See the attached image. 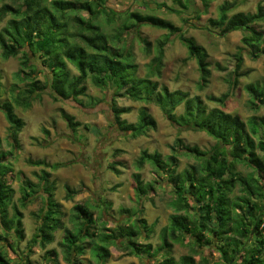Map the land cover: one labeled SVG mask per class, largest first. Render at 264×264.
Returning <instances> with one entry per match:
<instances>
[{
	"label": "trees",
	"instance_id": "obj_1",
	"mask_svg": "<svg viewBox=\"0 0 264 264\" xmlns=\"http://www.w3.org/2000/svg\"><path fill=\"white\" fill-rule=\"evenodd\" d=\"M8 1L0 6V24L5 22L0 29V56L7 60L22 55L20 69L15 75L19 82L24 83L22 90H17L15 85V90L10 92V101L0 102V112L10 126L13 140H16L24 126L15 109L30 108L32 102L42 94H47L55 102L70 101L80 104L79 97L86 96L88 82L96 88L109 91L113 125L129 132L132 138L146 135L148 129L155 128L156 122L142 111L137 124H126L119 117L128 113L129 109L116 108L114 100L154 103L178 131H203L215 141V145L207 152L199 151L184 146L183 142L177 139L170 148V155L165 158L158 152L143 151L140 155L138 169L149 163L156 172H166L168 182L173 186L176 195L171 206L177 212H184L183 215L171 216L169 226L162 232L163 243L152 257L165 250L164 260L157 264H178L171 257L172 244L167 241L168 237L181 245L188 239L192 245L201 248L203 235L208 231L211 238L214 237L217 241V250L229 256L227 264H264V117L251 116L243 121L239 116L225 112L230 92L219 97H208L207 102L216 105L209 108L199 97H189L182 91L169 92L167 88L158 89L157 84L150 80L160 74L168 36H175L186 49L189 58L195 60L200 75L199 87L203 88L211 76L206 51L192 38H186L181 30L170 22L137 12L124 11L118 14L107 8L105 0L78 2V7L68 0H51L48 3L47 0ZM174 1L180 8H186L188 3L187 0L185 3L181 0ZM200 1L207 10L214 0ZM155 7L176 12L165 4H156ZM235 7L236 3L221 4L218 7L217 19L208 20L209 28L219 30L220 36L242 31L246 33L242 38L243 44L264 55V50L260 47L264 43L263 33L254 24L264 20V9L258 6L257 13L252 16L243 13L229 15ZM82 12L86 13L87 17L79 15ZM126 13L131 24L125 21L117 33L108 35L102 25L110 26L117 17ZM141 26L154 27L168 33L167 37L157 44L156 55L144 78L136 76L138 65L134 63L132 48L123 35ZM145 52L149 53L146 48ZM235 61L230 90L236 88L239 79L243 77L239 73L242 68V56L236 54ZM70 68L76 73L73 74ZM39 75H42V81L38 79ZM245 91L251 99L252 111L264 107V88L249 84L245 86ZM180 105L183 106V112L176 115L175 110ZM63 119L72 131L79 126V123L68 115L63 114ZM88 130L98 134L97 128L91 127ZM182 157L193 162L188 164L182 173H177L179 159ZM29 164L41 168L37 175L38 183L23 182L19 205L25 208L30 198L36 194L43 203L35 215L39 225L32 238L31 248L38 245L45 249L53 244L54 233L61 230L64 236L59 247L66 264H80L78 257L84 254V240H88L86 245L95 252V255H92L97 264H106L110 256V244H115L117 239L125 236L128 242L125 248L130 250V255L137 257L149 252V245L142 247L136 243L138 233L133 229L124 230L119 227L110 231L102 227L101 232L96 234L93 213L90 208L82 205H74L72 208L75 218L74 230L66 228L62 221L61 205L54 199V184L50 181L51 172L64 167L65 164H48L39 160ZM236 165L245 166L251 169V172L241 174ZM110 169L117 173L114 167ZM10 172V162H6L0 153V241L11 239L12 242L19 243L24 239V229L21 213L11 202L15 191L7 181ZM134 180L138 200L147 198L154 190L155 183L143 185L138 174L134 175ZM236 188L241 195L232 199L230 195ZM65 189L66 200H71L74 191L69 187ZM187 195L197 203V219H191V223L187 222L190 219L188 214L192 201ZM137 222L144 230L147 229L143 219H138ZM229 234H232V237ZM251 237H254L252 242ZM243 239L251 244L241 249ZM11 241L9 247L13 250ZM142 249H145L144 252ZM191 254L195 255L197 251L191 249ZM237 257H240V261ZM43 259L45 264H59L55 250L47 251ZM179 261L181 264H193L192 256H184ZM0 264L33 263L23 258L11 260L3 251V246H0Z\"/></svg>",
	"mask_w": 264,
	"mask_h": 264
},
{
	"label": "rangeland",
	"instance_id": "obj_2",
	"mask_svg": "<svg viewBox=\"0 0 264 264\" xmlns=\"http://www.w3.org/2000/svg\"><path fill=\"white\" fill-rule=\"evenodd\" d=\"M49 1L51 0H47V3ZM68 1L73 2L75 7H78V2H90L88 0ZM181 1L184 3L188 1L186 8H180L174 0H139L136 1L137 3L133 0H107L106 6L118 14L128 11L127 13L137 12L164 19L179 28L186 38H192L206 51L211 76L203 88H200V75L195 60L189 58L186 49L175 36H168L169 41L164 48L160 74L150 78L157 84L158 89L167 88L169 92L182 91L189 97H199L209 108L216 107V105L207 102L208 97H219L230 92L225 112L237 115L243 121L251 116L264 117V107H260L257 111L251 110V99L245 91V86L249 84L264 88V55L243 44L242 38L246 33L234 31L220 36L219 30L210 29L208 23L209 19H217L218 7L224 2L236 3V7L229 15L243 13L246 16H252L257 13L258 6L264 9V0H214L207 10L200 0ZM8 2V0H0V6ZM156 4H165L166 7L176 12H170L166 8L157 9ZM127 13L117 17L110 26L102 25L106 28L108 35L117 33L125 21L131 24ZM79 15L87 17V14L83 12ZM4 23L0 24V29ZM254 24L260 28L264 39V20ZM123 35L132 48L134 63L138 65L136 76L146 77L149 65L156 55V46L167 37V31L141 26ZM260 47L264 50V43ZM145 48L149 51L148 54ZM236 54L242 56V68L239 73L243 77L239 79L236 88L230 90ZM21 57L22 55L19 54L15 58L4 60L0 56L1 103L10 101V92L15 90V85L17 90L24 88V83L19 82L15 75L20 69ZM70 69L73 74L76 73L74 69ZM38 79L42 81V75H39ZM86 88V96L79 97L80 104L70 101L55 102L47 94H42L32 102L30 108H16V115L24 122L16 140H13L10 126L3 113L0 112V153L5 157V161L11 164V172L7 176L8 183L15 191L11 202L21 213L24 229L22 241L18 243L8 239L0 241V246H3V251L11 260L23 258L29 259L33 264H45L43 259L45 253L55 250L58 253L59 264H66L59 247L64 236L61 230L54 233L53 244L46 246L45 249H41L38 245L30 247L39 225L35 215L43 205L39 195L36 194L30 198L25 208L19 205L20 188L23 182L38 183L37 175L41 168L31 166L29 162L39 160L48 164H65L64 167L51 172L50 181L54 184V199L61 205L62 221L66 228L74 230L72 208L74 205H82L90 208L93 213L96 220V234L101 232L102 227L110 231L119 227L124 230L133 229L136 234L138 233L136 243L142 247L150 246L148 253L135 257V255H130V250L125 248L128 243L126 236L117 239L115 244H110L108 247L110 256L106 264H157L164 260L165 250L162 249L163 251L155 257L152 255L163 243V230L169 226L171 216L183 215L184 212H177L171 206L176 195L173 186L168 182L166 172H156L149 163H145L138 169L140 155L143 151L158 152L162 158H165L170 155V148L177 139H180L184 146L207 152L215 145V141L203 131L191 129L178 131L166 120L160 107L154 103L116 99L113 102L116 108L129 109L128 113L119 117L126 124H137L142 111L156 122L155 128L148 129L146 135L132 138L129 132L113 125L114 119L110 112L112 104L110 92L96 88L90 82L86 84ZM14 93L15 91L12 94ZM182 112L183 106L180 105L175 110V114L180 115ZM63 114L79 123L75 131L67 126ZM91 127L97 128L98 134L88 130ZM179 161L177 173H182L186 166L193 162L184 157ZM110 167H114L117 173ZM236 169L241 174L251 172V169L242 165H236ZM136 174L139 175L143 185L155 183L154 190L142 200H138L135 193L134 175ZM254 175L256 176V172ZM65 187H69L75 193L71 200H66ZM240 195L241 193L236 188L230 197L233 199ZM187 197L192 201H190L188 214L190 219L187 222L191 223L197 219V203L189 195ZM138 219L146 222V230L138 224ZM8 224L10 225L11 221ZM0 233H2L1 228ZM203 236L201 248L192 245L188 239H185L181 245L171 241L168 237L167 241L172 244L171 257L175 263L181 264L179 260L182 257L192 256L193 264H227L229 256L217 250L216 239L211 238L208 231ZM229 236L232 237V234ZM254 237L250 238L251 242ZM94 239L96 240V236ZM10 241L13 243V250L9 247ZM204 241L209 243L205 244L207 242ZM241 241V249L251 244L250 241L247 242L244 239ZM87 242L88 240H84L82 245L84 254L78 257V260L80 264H97L92 255L95 252L86 245ZM29 248L30 251H28ZM191 249L196 250L197 254L192 255ZM144 250L142 249L143 252ZM237 260L240 261V257H237Z\"/></svg>",
	"mask_w": 264,
	"mask_h": 264
},
{
	"label": "flooded vegetation",
	"instance_id": "obj_3",
	"mask_svg": "<svg viewBox=\"0 0 264 264\" xmlns=\"http://www.w3.org/2000/svg\"><path fill=\"white\" fill-rule=\"evenodd\" d=\"M136 1H139V0H133L134 3H137ZM107 2V0H105V3Z\"/></svg>",
	"mask_w": 264,
	"mask_h": 264
}]
</instances>
